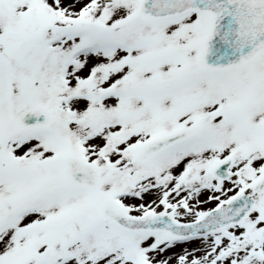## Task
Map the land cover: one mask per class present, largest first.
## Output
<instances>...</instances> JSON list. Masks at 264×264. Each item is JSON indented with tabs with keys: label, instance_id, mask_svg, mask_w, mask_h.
Masks as SVG:
<instances>
[{
	"label": "snow or ice",
	"instance_id": "snow-or-ice-1",
	"mask_svg": "<svg viewBox=\"0 0 264 264\" xmlns=\"http://www.w3.org/2000/svg\"><path fill=\"white\" fill-rule=\"evenodd\" d=\"M0 264H264V0H0Z\"/></svg>",
	"mask_w": 264,
	"mask_h": 264
}]
</instances>
